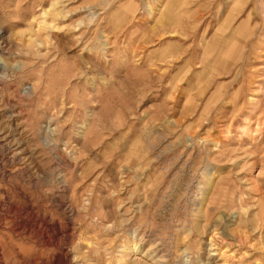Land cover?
Wrapping results in <instances>:
<instances>
[{
    "label": "rangeland",
    "instance_id": "374dc122",
    "mask_svg": "<svg viewBox=\"0 0 264 264\" xmlns=\"http://www.w3.org/2000/svg\"><path fill=\"white\" fill-rule=\"evenodd\" d=\"M0 30V264H264V0H0Z\"/></svg>",
    "mask_w": 264,
    "mask_h": 264
},
{
    "label": "bare ground",
    "instance_id": "6f19581e",
    "mask_svg": "<svg viewBox=\"0 0 264 264\" xmlns=\"http://www.w3.org/2000/svg\"><path fill=\"white\" fill-rule=\"evenodd\" d=\"M2 33V30H0V34ZM1 60V59H0ZM0 64H2V62H0ZM50 132V130H49ZM52 134V132H50ZM50 134V135H51ZM39 170V169H38ZM13 171V170H12ZM7 206V205H6ZM67 207V206H66ZM5 208L8 207H4V205L0 204V212L5 211ZM75 212V211H74ZM5 213V212H4ZM17 213V212H16ZM35 215V214H34ZM74 224V223H73ZM2 245V244H1ZM73 250L72 249H66L63 251L62 256H58L59 258H57V264H74L76 263V258L75 256L73 257ZM6 255V254H5ZM77 256V255H76ZM3 258V256H2ZM2 260V259H1ZM4 260V259H3ZM5 261V260H4ZM86 263V262H85ZM77 264V263H76Z\"/></svg>",
    "mask_w": 264,
    "mask_h": 264
}]
</instances>
